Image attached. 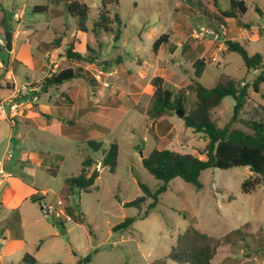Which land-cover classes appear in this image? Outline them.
Instances as JSON below:
<instances>
[{
  "label": "rangeland",
  "instance_id": "obj_1",
  "mask_svg": "<svg viewBox=\"0 0 264 264\" xmlns=\"http://www.w3.org/2000/svg\"><path fill=\"white\" fill-rule=\"evenodd\" d=\"M81 1L89 7L86 32L76 31L77 21L65 13L62 3L52 2L61 15L52 21L46 14L32 12L33 7L48 5L50 0H0V39L5 42L0 46V101L14 90L22 92L23 87L28 92L25 98L38 96L37 102L24 105L15 125L0 118V160L4 161L3 169L16 179L7 183L21 198L35 189L45 196L42 204L27 201L21 205L20 237L1 228L7 224L9 212L0 208L1 264H23L26 253L35 257L36 264H173L167 257L190 225L222 239L219 249L236 241L238 249L243 248L246 256L256 257L261 264L264 185L250 194L243 193L242 184L252 175L246 167L205 170L200 175L202 188L176 178L146 217L151 200L141 207L126 206L142 196L139 182L152 191L163 185L142 163L153 149L166 148L205 159L208 138L186 128L178 110L161 116L151 114L154 77H161L163 88L173 93L185 91L188 105L193 106L195 97L188 90L195 80L193 63L204 60L206 67L199 79L203 86L214 87L222 75L248 84V98L235 120L233 97L224 98L212 111L218 126L248 130L245 121L264 122V84L259 93L250 87L261 70L249 71L238 54L223 50L210 38L192 36L200 26L217 28L219 22L213 14L219 12L214 0H119L111 12L122 20L118 41L113 33L92 32L102 0ZM244 1L247 12L242 24L225 20L227 40L246 44L249 55L259 53L264 62V0ZM218 4L223 9L227 1L218 0ZM28 26L36 33L30 34ZM16 31L19 36L12 58L6 50L5 34ZM163 34L169 36V43L155 54L154 41ZM257 35L261 41H252ZM55 39L59 47L52 51L41 45ZM72 44L73 52L83 55L85 62L67 57ZM28 51L33 69L25 67ZM77 66L96 79L95 87L77 76L62 86L43 90L51 75ZM21 92L16 101L22 100ZM37 107L48 108L40 111ZM59 123L67 128L61 131ZM90 140L103 148L118 144L115 173L101 165L99 153L87 150ZM8 151L11 157L5 160ZM88 155L98 161L90 169L100 172L96 188L72 194L66 181L80 173L83 157ZM58 201L63 205L58 206ZM68 207L83 219L81 223L67 216ZM60 208L64 214L56 216ZM128 217L135 218L131 227L113 231ZM87 256L90 262L83 261Z\"/></svg>",
  "mask_w": 264,
  "mask_h": 264
},
{
  "label": "trees",
  "instance_id": "obj_2",
  "mask_svg": "<svg viewBox=\"0 0 264 264\" xmlns=\"http://www.w3.org/2000/svg\"><path fill=\"white\" fill-rule=\"evenodd\" d=\"M225 8H220L218 0H214L215 7L219 14H213L219 24H224L227 19H234L238 24H242L241 18L247 12V6L244 0H226ZM52 2L62 3L65 6V13L76 19V31L86 32L88 27L86 23L89 20V7L81 0H50L48 5H39L33 7V14H46L49 18L60 17V13L51 6ZM119 6V0H102L99 18L93 22L92 32L100 33L105 31L114 34V41H118L122 34V20L119 14L111 15V12ZM54 11V12H53ZM217 26V27H218ZM169 43V36L161 35L154 41L153 52L157 54L160 49ZM48 51L59 47V40L53 42H43L41 44ZM229 53L238 54L244 61L246 68L254 71L261 70L256 75L250 87L259 93L261 85L264 84V62L261 54L255 53L249 55L246 46L236 41L226 42ZM72 44L66 51L67 57L75 62H85V57L79 53L73 52ZM184 50V49H183ZM195 68V80L188 86V90L194 95V105H188L185 99V91L180 90L173 93L163 88V79L159 76L153 79V106L151 114L161 116L169 111L183 110L185 115L183 123L186 128L192 129L195 133H202L208 138V143L204 148L205 159L191 153H180L166 148H155L148 157L142 159L144 168L156 180L163 182V185L156 191H152L148 186L139 182L142 196L126 204L129 207H141L148 200V205L144 216H148L159 204V196L167 189V185L174 179L179 178L196 188H202L200 175L208 169L227 170L235 167H246L252 173L242 184V192L250 194L264 185V122L245 121L248 130L230 129L229 125L219 127L212 118V111L217 108L226 97H233L235 100L234 113L232 119L235 120L243 109L248 98V84L234 79L228 75H222L217 84L212 88L203 86L199 79L206 67L204 60H196L193 63ZM77 76H83L92 86L97 85L96 79L81 66L67 68L55 75L47 78L43 84V90L50 86L59 87ZM190 104V103H189ZM190 107V108H186ZM87 150L101 155V165L107 167L111 173L116 172L117 160L119 155V146L112 143L107 148L99 142L87 141ZM93 165H98L92 156H84L80 173L67 179L68 191L74 193L76 190L89 192L95 187V182L100 176V172L94 169L90 172ZM29 200L33 203L42 204L45 196L33 194ZM66 214L75 222H82L83 219L75 214L73 208H66ZM18 211L14 210L11 221L3 230L12 232L16 237H20L21 229L19 226ZM62 221V220H61ZM60 223L62 224L63 222ZM135 218L128 217L115 227L113 231H125L134 223ZM221 244L220 239H215L207 233L190 225L183 234H181L172 247L169 260L178 264H211L216 255L217 248ZM41 246L38 245L37 248ZM74 254V252H73ZM23 264H36L34 256L26 253L23 256ZM85 262H90V256L84 258ZM60 264V263H56Z\"/></svg>",
  "mask_w": 264,
  "mask_h": 264
},
{
  "label": "crops",
  "instance_id": "obj_3",
  "mask_svg": "<svg viewBox=\"0 0 264 264\" xmlns=\"http://www.w3.org/2000/svg\"><path fill=\"white\" fill-rule=\"evenodd\" d=\"M58 18L59 17L52 18L51 20L54 21ZM227 20L229 21L231 19H227ZM2 22H3V16H2V14H0V23H2ZM26 29L29 30L30 34L36 33V31H37L36 29L33 28V26H28V28H26ZM27 30H25V32ZM11 33H12V50L9 53H10V55H12L11 57L13 58L16 56L15 40L18 39L19 33H18V31L11 32ZM261 39L262 38H260L257 35L256 39H252V41L255 40L254 42H260ZM245 46H246V44H245ZM24 62H25V67H27L28 69L34 68L33 67V58H32V55L30 54L29 51H28V54H27ZM45 108H48V107H37V109L40 111H43V109H45ZM69 124H71V122H69ZM58 126L61 129V131L64 130L65 128H67V127H64V125H62L61 123H59ZM7 180L16 181V179L14 178V176L12 175V173L9 170H4V176L3 177L0 176V198H1L0 199V208H6V210H8V212H9V216L7 218V224H8L11 221V217H12L14 210L19 212L21 205L24 204V202L30 201L29 198L31 195L42 194V193L39 190L35 189V191L32 194H28V195L24 196V198H21L17 194L15 189L10 184L7 183ZM5 190H9V192H7V194H6ZM31 203L35 204L33 202H31ZM20 217H21V214H20ZM5 226H1V228L5 227ZM212 237L215 239H218L214 236H212ZM220 240H222V239H220ZM221 245L222 244H220L218 246L216 255L214 256L211 264H260L259 260L256 257L252 258L253 256H251V255L246 256L243 248L238 249V245H237L236 241H233L232 243L227 242L225 244L226 245L225 248L219 249V247ZM219 252H221V254ZM169 261H171V260H169ZM171 262H173V261H171ZM0 264H1V262H0ZM173 264H178V263L173 262ZM261 264H264V261H262Z\"/></svg>",
  "mask_w": 264,
  "mask_h": 264
},
{
  "label": "built area",
  "instance_id": "obj_4",
  "mask_svg": "<svg viewBox=\"0 0 264 264\" xmlns=\"http://www.w3.org/2000/svg\"><path fill=\"white\" fill-rule=\"evenodd\" d=\"M17 17V15H15ZM194 38L197 39H203V38H210L212 42L219 43L220 47L223 50H227L226 42L227 40V28L224 24H220L217 28H208V27H197L193 30ZM5 42L4 40L0 39V46H4ZM213 61H216L215 58H213ZM20 90H14L12 95L6 99L0 101V118L3 120H8L11 124L15 125L16 119L22 116V110L24 109V105L27 103H34L38 101V96L34 95L31 98H25V95L28 94L26 92V88L23 87V97L21 101H16L18 98V93H20ZM11 157V152L8 151L5 160L9 159ZM3 162L0 160V176H4V169H3ZM58 206H62L63 202L58 201ZM52 208V207H51ZM53 209V208H52ZM56 216H60L61 214H64L63 209L60 208L58 212H56Z\"/></svg>",
  "mask_w": 264,
  "mask_h": 264
},
{
  "label": "water",
  "instance_id": "obj_5",
  "mask_svg": "<svg viewBox=\"0 0 264 264\" xmlns=\"http://www.w3.org/2000/svg\"><path fill=\"white\" fill-rule=\"evenodd\" d=\"M5 39H6V50L11 51L12 50V33L6 32ZM177 115L183 119L185 113L182 110H178ZM141 156H142V154H141Z\"/></svg>",
  "mask_w": 264,
  "mask_h": 264
}]
</instances>
